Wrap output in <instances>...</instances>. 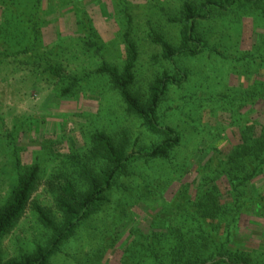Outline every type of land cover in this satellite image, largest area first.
Returning a JSON list of instances; mask_svg holds the SVG:
<instances>
[{
    "label": "rangeland",
    "instance_id": "rangeland-1",
    "mask_svg": "<svg viewBox=\"0 0 264 264\" xmlns=\"http://www.w3.org/2000/svg\"><path fill=\"white\" fill-rule=\"evenodd\" d=\"M184 1L124 0L132 17L131 38L139 51L133 90L146 98L155 77L165 72L173 74L176 69L188 72L186 83L169 88L159 112L162 125L182 135L175 165L170 168L171 165L162 162L136 164L130 169L131 176L123 179L130 191H113L111 205L85 222L50 264H123L125 247L131 241L129 234L139 228L149 230L151 220L174 202L184 186L190 184V192L194 190L195 170L206 159H214L211 148L219 146V151L227 154L236 143V129L223 110L227 106L218 100L229 99L246 89L253 75L264 80V69L256 65L246 68L237 61L211 58L207 54L177 57L173 63L166 61L150 34L155 31L179 48L183 28L179 19ZM8 3L24 16L19 21L11 10L0 12L1 50L5 41L18 52L35 40L28 20L36 22L41 31L36 49L31 47L34 53L19 57L20 61L33 62L32 65L24 60L0 64V205L17 179L14 149L24 168L39 164L42 172L25 214L2 243L5 261L28 254L51 238L52 231L41 223L36 207L44 208L61 222L62 214L55 203L61 194L60 175L79 177L74 155L83 162L88 160L86 154L91 155L94 169H100L101 156L91 142L93 133L103 131L116 140L126 133L135 150L151 147L161 139L127 113L107 78L94 74L104 60L120 70L125 65L123 35L127 14L119 0H9ZM234 19L231 14H222L201 21L200 29L210 46H218L230 57H240L241 51H252L263 44L264 21L259 15L244 16L237 20L238 24ZM87 26L101 52L90 47ZM53 65L62 68L67 78L94 75L81 83L73 95L62 97L61 89L69 83L49 79L47 69ZM210 96L216 102H209ZM253 111L252 116L264 122V103ZM217 137L220 140L216 142ZM145 178L154 190L158 187V193L152 200L140 201L135 193L137 187L144 186L141 180ZM222 181L217 183L222 201L226 202L230 197ZM253 192H264V175L247 186V195ZM234 236L229 249L249 253L254 263L264 264V218L247 209Z\"/></svg>",
    "mask_w": 264,
    "mask_h": 264
},
{
    "label": "trees",
    "instance_id": "trees-1",
    "mask_svg": "<svg viewBox=\"0 0 264 264\" xmlns=\"http://www.w3.org/2000/svg\"><path fill=\"white\" fill-rule=\"evenodd\" d=\"M8 1L0 0V12L11 10L20 21L24 15H20L17 8ZM119 1L127 14L126 31L123 35L126 45L125 65L120 70L104 60L94 74L107 78L111 88L126 106L127 113L138 118L149 133L161 139L151 147H139L135 150L126 133L118 140L103 131L93 133L91 142L94 151L101 156L100 169H94L91 155L86 154V162L74 155L79 177L76 179L74 174L60 175L61 194L55 203L62 214L61 222L53 214L46 213L44 208L36 207L39 220L52 231L51 238L45 245H37L30 253L5 261L1 253L2 243L25 214L42 172L39 164L24 168L17 150L14 149L12 157L17 179L9 196L0 205V264H50L52 258L75 238L85 222L111 205L110 196L113 191H130L123 184V179L131 176V168L138 163L148 165L157 162L167 163L172 168L176 163V152L181 146L182 135L176 129L162 125L159 112L169 88L186 83L188 72L176 69L173 74L165 72L155 77L146 98L133 90L139 51L131 38L132 17L124 0ZM222 14H231L235 18V24L244 16L259 15L264 21V0H204L200 3L185 0L179 19L183 24L179 48L155 31H152L150 37L160 46L163 58L171 63L177 57L193 58L207 54L211 58L237 61L246 68L256 65L264 69V40L263 44L256 45L254 51H241L240 57H230L218 46H210L205 33L200 29L201 21ZM28 21L35 42L16 52L5 41L1 46L3 49H0V64L6 61L13 64L26 62L29 66L33 64L25 59L24 62L19 60L20 56L36 49L41 31L36 22ZM85 29L91 38L90 26ZM90 47L98 52L102 50L92 38ZM260 51H263L262 54L257 56ZM94 74H87L84 78H67L58 66L53 65L47 69L49 79L57 82L68 81L69 85L61 89L62 97L73 95L81 83ZM256 75L249 78V86L237 92L234 97H220L218 100L227 106L223 110L230 119V125L236 129V143L227 154L219 151V146L211 148L219 156L215 157L213 154L214 159H206L195 170L194 190L190 192V184L184 186L174 202H171L172 206L168 204L163 212L160 211L151 220L149 230L143 231L139 228L129 234L131 241L125 247L123 264H260L253 262L251 254L228 248L247 209H253L257 216L264 218V192L246 193L247 186L264 175V122H261L260 117L252 116L254 107L264 103V80L261 81ZM207 98L209 102H216L211 96ZM219 140L217 137L216 142ZM93 156L96 157L94 154ZM221 180L226 183L230 197L226 202L222 201L221 189L217 183ZM141 181L144 186L137 187L135 197L140 201L142 198L152 200L157 196L158 187L154 190L151 182H146V178Z\"/></svg>",
    "mask_w": 264,
    "mask_h": 264
}]
</instances>
